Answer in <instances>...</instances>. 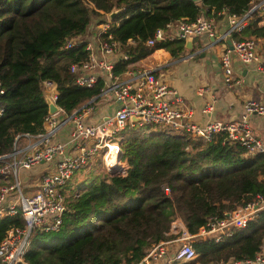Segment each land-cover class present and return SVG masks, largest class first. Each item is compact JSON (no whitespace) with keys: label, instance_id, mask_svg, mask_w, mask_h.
Instances as JSON below:
<instances>
[{"label":"trees","instance_id":"1","mask_svg":"<svg viewBox=\"0 0 264 264\" xmlns=\"http://www.w3.org/2000/svg\"><path fill=\"white\" fill-rule=\"evenodd\" d=\"M250 0H0V155L10 152L15 137L42 131L48 104L44 80L57 89L56 104L66 113L100 94L101 80L91 88L75 83L72 64L86 60L82 44L65 43L85 34L95 19L117 11L110 30L127 58L112 72L120 75L156 49L173 56L184 51V39L146 41L176 20L193 21L199 14L241 15ZM107 35V34H105ZM234 40H264V20L254 14ZM120 159L124 174L95 175V180L71 184L62 225L33 234L25 259L30 264H134L155 243L176 238L171 225L180 219L190 234L208 216H222L264 194V155L246 154L225 132L210 141L149 124L127 125L121 133ZM30 170L20 179L28 181ZM98 176V177H96ZM20 214L0 218V241ZM197 262L220 264L254 257L264 247V210L245 227L214 242L194 238ZM175 264H178L177 262Z\"/></svg>","mask_w":264,"mask_h":264},{"label":"built area","instance_id":"2","mask_svg":"<svg viewBox=\"0 0 264 264\" xmlns=\"http://www.w3.org/2000/svg\"><path fill=\"white\" fill-rule=\"evenodd\" d=\"M248 9L241 15L219 14L227 22V29L216 36V19L199 14L193 21L176 20L157 29L146 45L153 46L165 39L195 38L203 34L224 41L235 32H240L254 14L264 17V0H250ZM101 22L92 21L84 35L69 39L64 49L82 44L88 53L86 60L72 64L70 72L75 83L91 88L101 80L104 86L94 96L71 113H66L56 104L57 89L53 81L44 80L43 93L47 104L56 106L44 118L42 131L36 134H21L15 137L10 152L0 155V218L20 214L22 226L10 227L0 241V264H30L25 259L31 237L37 232L57 230L63 223L66 212L64 188L80 168L102 152L107 169L120 158L118 135L127 125H154L177 132H188L192 136L210 141L213 134L225 132L228 140L242 146L246 154L264 155V138L253 134L248 116H264V102L255 98L245 99L242 115L231 122L210 120L203 124L192 121L190 111H184L176 90L169 87L150 70L125 71V76L114 75L113 64L127 56L120 51L119 44L112 40L110 30L113 19L110 13L103 14ZM107 34V35H105ZM116 56L113 62L110 57ZM195 54L188 53L192 58ZM254 65L264 73V55L259 52L255 38L232 40L231 48L225 47L219 56L223 82L230 88L239 81L235 78L232 62ZM3 91L0 90V94ZM100 99L106 100V109L98 118L95 110ZM104 102V103H105ZM113 102L117 105L112 113L106 114ZM104 103L102 105H104ZM99 105V109L101 106ZM212 108L205 104L203 112ZM2 109L0 108V113ZM68 127L64 140L59 139L61 129ZM41 166L34 178L22 181V170ZM114 168H117L114 167ZM264 180V175L262 176ZM264 210V194L236 206L222 216L213 214L195 234L185 226L172 222L171 232L176 238L153 244L145 255L134 264H175L194 260L196 254L194 238L219 242L231 236L236 229L245 227L259 212ZM125 264V263H122ZM220 264H264V247L254 257L230 259Z\"/></svg>","mask_w":264,"mask_h":264},{"label":"crops","instance_id":"3","mask_svg":"<svg viewBox=\"0 0 264 264\" xmlns=\"http://www.w3.org/2000/svg\"><path fill=\"white\" fill-rule=\"evenodd\" d=\"M262 19L264 20L263 16ZM216 26V36L219 37L227 29V22L221 18L216 21ZM232 40L234 39L231 36L224 41H217L216 38L203 34L193 38L192 50L184 46L182 54L173 56L167 49H156L134 65L136 71L150 70L169 87L175 89L181 107L184 111H190L193 122L197 124L210 120L231 122L242 115V104L245 99L255 98L264 102V73L254 65H244L233 60V72L239 82L230 88L224 84L219 56L225 47L230 48ZM256 40L259 52L264 55V40ZM188 53L195 55L188 58ZM110 59L114 62L116 56L113 55ZM124 76L122 74L121 78ZM99 101V105H102L106 100ZM207 103H210L212 108L208 112H203ZM99 105L94 113L96 118L104 113L103 108L106 109L107 106L105 102L99 109ZM116 107L115 103H110L105 113H112ZM247 120L253 134L264 138V116L252 114ZM67 130L68 127L61 129L58 136L60 140L66 138ZM126 168L127 164L124 171ZM176 224L184 226L180 219L176 220ZM198 259L197 256L192 261L178 264L197 262Z\"/></svg>","mask_w":264,"mask_h":264},{"label":"rangeland","instance_id":"4","mask_svg":"<svg viewBox=\"0 0 264 264\" xmlns=\"http://www.w3.org/2000/svg\"><path fill=\"white\" fill-rule=\"evenodd\" d=\"M94 21H96L94 19ZM181 57V56H180ZM113 104V102H110ZM126 128V127H124ZM122 131V130H121ZM121 131L119 132L118 135V143L120 144L122 140V135L120 134ZM120 157V156H119ZM114 169V167H116ZM126 166V163L121 160L120 158L115 159L114 165L110 166L107 169L105 160L102 158V152H99L97 155H95L92 160L84 167L80 168L78 171L74 173V175L71 177V184H78L82 181H91L95 180V175H100L103 176L105 174H113V175H119V174H124V168ZM41 166H34L32 168H29L27 170H30L27 174H29L30 178H34L37 176V172H41ZM98 177V176H96Z\"/></svg>","mask_w":264,"mask_h":264},{"label":"water","instance_id":"5","mask_svg":"<svg viewBox=\"0 0 264 264\" xmlns=\"http://www.w3.org/2000/svg\"><path fill=\"white\" fill-rule=\"evenodd\" d=\"M190 1L199 2L200 0H190ZM116 16H117V11L113 10L110 13V18L114 19ZM192 43H193V39L192 38L188 37V38L185 39V47H187L190 50L193 49ZM230 48H231V45H230ZM48 107H49V112H53L56 109V106L54 104H52V103H49ZM114 169H116V168H114ZM116 170H118V169H116Z\"/></svg>","mask_w":264,"mask_h":264}]
</instances>
